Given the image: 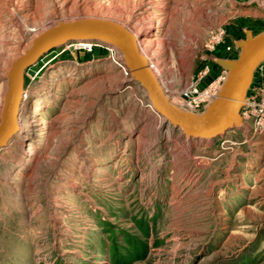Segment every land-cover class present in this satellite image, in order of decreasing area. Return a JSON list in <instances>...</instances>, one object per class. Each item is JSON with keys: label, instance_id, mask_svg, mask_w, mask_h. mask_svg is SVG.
Returning <instances> with one entry per match:
<instances>
[{"label": "rangeland", "instance_id": "rangeland-1", "mask_svg": "<svg viewBox=\"0 0 264 264\" xmlns=\"http://www.w3.org/2000/svg\"><path fill=\"white\" fill-rule=\"evenodd\" d=\"M88 17L135 32L185 109L227 47L264 31V0H0V113L33 38ZM25 91L23 130L0 149V264H264V131L186 138L105 44L51 50Z\"/></svg>", "mask_w": 264, "mask_h": 264}, {"label": "water", "instance_id": "water-1", "mask_svg": "<svg viewBox=\"0 0 264 264\" xmlns=\"http://www.w3.org/2000/svg\"><path fill=\"white\" fill-rule=\"evenodd\" d=\"M245 37L235 41L236 58L218 57L215 62L227 71L226 79L215 99L202 113L188 111L176 104L165 92L151 68L149 58L139 46V36L126 25L108 18L88 17L58 21L43 29L32 44L17 57L7 72V90L0 113V149L20 128V107L25 98L28 69L50 50L71 40L102 41L117 49L132 80L148 93L153 107L171 124L182 130L186 138H214L243 126L242 108L264 63V31H244Z\"/></svg>", "mask_w": 264, "mask_h": 264}, {"label": "built area", "instance_id": "built-area-1", "mask_svg": "<svg viewBox=\"0 0 264 264\" xmlns=\"http://www.w3.org/2000/svg\"><path fill=\"white\" fill-rule=\"evenodd\" d=\"M82 46L89 49L92 48L91 45ZM227 50L230 53V56L227 58H236L239 55V49L234 43L227 47ZM226 76L227 71L221 67L220 74L205 88L199 89L195 87L190 91L184 92L186 99L185 107L187 108L185 109L194 113H202L208 104L218 95ZM252 90L253 88L250 90L246 103L241 111L244 126L247 127L249 131L262 133L264 131V90ZM224 142H226V140H224L223 143Z\"/></svg>", "mask_w": 264, "mask_h": 264}, {"label": "bare ground", "instance_id": "bare-ground-1", "mask_svg": "<svg viewBox=\"0 0 264 264\" xmlns=\"http://www.w3.org/2000/svg\"><path fill=\"white\" fill-rule=\"evenodd\" d=\"M96 43H98V44H105V45H107V43H105V42H102V41H92V40H81V41H77V40H71V41H69V42H66L65 44H63L62 46H66V45H70V46H74V45H94V44H96ZM109 46V45H108ZM139 46H140V49H141V51L145 54V51H144V48L142 47V43H141V41L139 40ZM59 47H61V46H59ZM57 48V47H56ZM113 48V47H112ZM55 49V48H54ZM53 50V49H52ZM51 51V50H50ZM49 51V52H50ZM48 53V52H47ZM46 54V53H45ZM44 54V55H45ZM43 55V56H44ZM147 55V54H146ZM41 59V58H40ZM39 59V60H40ZM125 67V66H124ZM127 68V67H126ZM128 72H129V70H128ZM156 73V72H155ZM126 75H128V74H126ZM129 75H130V72H129ZM156 75L158 76V74L156 73ZM159 78V77H158ZM160 80V79H159ZM163 86V85H162ZM163 88H164V86H163ZM148 94V93H147ZM27 94H26V91H25V98H24V100H26V98L28 97V96H26ZM150 100V99H149ZM24 102L25 101H23L22 102V105H21V107H20V115H19V120H20V117H21V114H22V110H23V104H24ZM150 106L151 107H153V104H152V102H151V100H150ZM153 109H154V107H153ZM155 110V109H154ZM155 112L157 113V116L159 117V119L161 120V121H163V120H165V122H166V118H165V116H163L159 111H156L155 110ZM33 121H36V120H33ZM33 124H35V123H33ZM33 124H30V125H33ZM244 124V123H243ZM171 125V124H170ZM23 127L22 126H20V128H19V130H18V132L16 133V134H19L23 129H22ZM181 130V129H180ZM229 131V130H228ZM227 131V132H228ZM181 132H182V130H181ZM226 132V133H227ZM226 133H224V134H222V135H220V136H217V137H222V136H224ZM16 134H14V136L16 135ZM13 136V137H14ZM12 137V138H13ZM217 137H214V138H209V139H206V138H204V139H206V141H212V140H214L215 138H217ZM12 138L8 141V144L6 145V146H8L9 145V143H10V141L12 140ZM6 146H4V147H6ZM4 147H2L1 149H3Z\"/></svg>", "mask_w": 264, "mask_h": 264}, {"label": "crops", "instance_id": "crops-1", "mask_svg": "<svg viewBox=\"0 0 264 264\" xmlns=\"http://www.w3.org/2000/svg\"><path fill=\"white\" fill-rule=\"evenodd\" d=\"M240 129H242V128H240ZM235 130V129H234ZM237 130H238V128H237ZM236 131V130H235ZM224 139V138H227V135L225 136V137H220V138H217L218 140H220V139ZM210 145V144H209Z\"/></svg>", "mask_w": 264, "mask_h": 264}]
</instances>
